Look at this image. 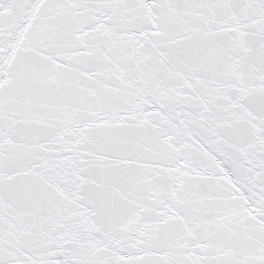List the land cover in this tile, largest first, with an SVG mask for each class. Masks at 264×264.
<instances>
[{
	"label": "snow or ice",
	"instance_id": "snow-or-ice-1",
	"mask_svg": "<svg viewBox=\"0 0 264 264\" xmlns=\"http://www.w3.org/2000/svg\"><path fill=\"white\" fill-rule=\"evenodd\" d=\"M0 264H264V0H0Z\"/></svg>",
	"mask_w": 264,
	"mask_h": 264
}]
</instances>
